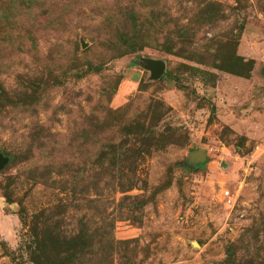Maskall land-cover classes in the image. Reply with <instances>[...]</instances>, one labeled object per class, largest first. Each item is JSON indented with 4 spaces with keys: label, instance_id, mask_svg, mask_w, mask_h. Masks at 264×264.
Returning <instances> with one entry per match:
<instances>
[{
    "label": "rangeland",
    "instance_id": "rangeland-1",
    "mask_svg": "<svg viewBox=\"0 0 264 264\" xmlns=\"http://www.w3.org/2000/svg\"><path fill=\"white\" fill-rule=\"evenodd\" d=\"M0 152V264H264V0L2 1Z\"/></svg>",
    "mask_w": 264,
    "mask_h": 264
},
{
    "label": "water",
    "instance_id": "water-1",
    "mask_svg": "<svg viewBox=\"0 0 264 264\" xmlns=\"http://www.w3.org/2000/svg\"><path fill=\"white\" fill-rule=\"evenodd\" d=\"M149 70L151 71L152 76H159L162 71V66L154 64L153 62L147 66ZM190 158L193 160V162H201L203 160V153L202 151H195L190 154ZM8 157L5 156L0 152V170L3 168V166L7 163Z\"/></svg>",
    "mask_w": 264,
    "mask_h": 264
},
{
    "label": "trees",
    "instance_id": "trees-1",
    "mask_svg": "<svg viewBox=\"0 0 264 264\" xmlns=\"http://www.w3.org/2000/svg\"><path fill=\"white\" fill-rule=\"evenodd\" d=\"M2 1H4V0H0V6H1V2H2ZM9 2H11V1H9ZM13 4H14V3H13ZM9 6H12V5L10 4ZM15 6H16V5H15Z\"/></svg>",
    "mask_w": 264,
    "mask_h": 264
}]
</instances>
